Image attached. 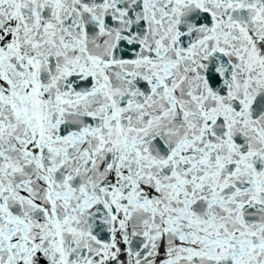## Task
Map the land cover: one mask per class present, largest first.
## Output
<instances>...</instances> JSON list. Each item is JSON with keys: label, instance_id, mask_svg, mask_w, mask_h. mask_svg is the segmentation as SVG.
<instances>
[{"label": "snow or ice", "instance_id": "snow-or-ice-1", "mask_svg": "<svg viewBox=\"0 0 264 264\" xmlns=\"http://www.w3.org/2000/svg\"><path fill=\"white\" fill-rule=\"evenodd\" d=\"M0 264H264V0H0Z\"/></svg>", "mask_w": 264, "mask_h": 264}]
</instances>
